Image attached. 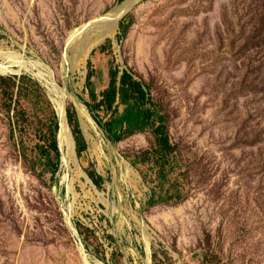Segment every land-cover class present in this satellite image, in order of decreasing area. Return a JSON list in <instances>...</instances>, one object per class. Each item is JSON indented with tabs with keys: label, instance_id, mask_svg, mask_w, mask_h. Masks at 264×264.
Returning a JSON list of instances; mask_svg holds the SVG:
<instances>
[{
	"label": "rangeland",
	"instance_id": "1",
	"mask_svg": "<svg viewBox=\"0 0 264 264\" xmlns=\"http://www.w3.org/2000/svg\"><path fill=\"white\" fill-rule=\"evenodd\" d=\"M126 1L0 0V264H264V0H139L82 52ZM112 68L149 87L172 151L113 138Z\"/></svg>",
	"mask_w": 264,
	"mask_h": 264
},
{
	"label": "trees",
	"instance_id": "2",
	"mask_svg": "<svg viewBox=\"0 0 264 264\" xmlns=\"http://www.w3.org/2000/svg\"><path fill=\"white\" fill-rule=\"evenodd\" d=\"M124 1V0H119ZM126 30H124V35ZM101 50L105 49V46L100 47ZM121 74V75H120ZM91 74L87 76V86L91 87ZM125 87L130 90V100L127 103L124 112L120 114V117L112 119L108 125V131L113 135L116 140H122L127 135H131L137 132H144L150 129L155 137L156 144L161 150L172 151L173 145L170 142V138L166 128V117L161 112L159 106L155 104L150 96L149 87L144 85L143 82L136 79L132 72L129 70L121 71L119 69L112 68L111 70V82L109 88L103 93L102 104L106 106L107 111H114L115 104L120 94V88ZM91 96L95 93L91 89ZM67 122L72 127L75 134V142L77 152L80 154L85 150V145L81 140V131L77 123L75 113L73 110L67 111ZM157 124V125H156ZM52 150L58 154V148L56 141L51 143ZM158 173L160 180L166 178V173ZM89 177L95 185L100 186L103 177L96 175L95 173H89ZM155 193L150 196L149 203H155L157 201H163L162 197L154 199Z\"/></svg>",
	"mask_w": 264,
	"mask_h": 264
},
{
	"label": "bare ground",
	"instance_id": "3",
	"mask_svg": "<svg viewBox=\"0 0 264 264\" xmlns=\"http://www.w3.org/2000/svg\"><path fill=\"white\" fill-rule=\"evenodd\" d=\"M138 1L139 0H127L120 9H115L110 14H105L104 16L98 18L97 20H94L93 22L103 19V22L106 21V23L112 24L113 27L109 31V33H105L103 31L99 32V34H98V36H97V38L95 40L85 44V47H84V49H82L83 50L82 52L88 51L90 46H92L100 37L110 35L113 31H115V29L118 26V20L121 17L122 13H124V12L128 11L129 9H131ZM95 26H96V29H97L96 31H98V26L97 25H95ZM95 26L93 25V27H95ZM88 27H89V24L88 25L84 24L80 28L72 30L70 32V34H69V38L67 40V44L72 42L74 37L76 38L79 33H81L83 30H86ZM14 58H21V56H15ZM14 62L22 63L24 66H28V64L26 62H24V61H18L17 60V61H14ZM13 64H15V63H13ZM29 70H31V67H30ZM6 72H13V70L9 66H6V65L0 63V73H6ZM80 106H82V105H80ZM56 108H57V112H58V115H59V118H60L59 138L60 139L62 138L63 146H66L67 149L71 151L73 149V142L68 137L69 136V131H68L66 120H65V112H64L63 103L60 102V101H57L56 102ZM81 116H82V114H81Z\"/></svg>",
	"mask_w": 264,
	"mask_h": 264
},
{
	"label": "water",
	"instance_id": "4",
	"mask_svg": "<svg viewBox=\"0 0 264 264\" xmlns=\"http://www.w3.org/2000/svg\"><path fill=\"white\" fill-rule=\"evenodd\" d=\"M108 16V15H107ZM103 19H101V20H99V21H97L98 23H97V26H98V34H99V32H105V33H109V31L112 29V24H108V23H106V22H103L102 21ZM85 47V44L81 47L82 49ZM85 175V177L87 178V181L88 182H90L91 183V185L92 186H95V184H94V182H92L91 180H90V178L86 175V174H84Z\"/></svg>",
	"mask_w": 264,
	"mask_h": 264
}]
</instances>
